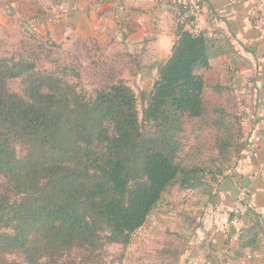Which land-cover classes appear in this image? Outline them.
Listing matches in <instances>:
<instances>
[{
  "label": "trees",
  "instance_id": "obj_1",
  "mask_svg": "<svg viewBox=\"0 0 264 264\" xmlns=\"http://www.w3.org/2000/svg\"><path fill=\"white\" fill-rule=\"evenodd\" d=\"M163 1L172 9L175 39L154 64L150 89L138 94L122 79L88 94L68 79L65 65L39 69L36 55L49 54L40 53L49 39L31 46L35 59L26 51L0 56V264H76L74 250L92 254L105 243L127 245L169 187H206L219 176V184H228L225 171L245 140L228 99L210 108L204 103V71L215 43L192 30L200 9L190 13L178 0ZM47 14L39 9L27 21L40 23ZM226 75L210 88L233 96L239 78L235 69ZM16 78L20 91L9 86ZM188 125L195 140L213 130L209 166L184 164L192 153ZM240 219L239 233L229 224L226 236L208 244L211 264L224 263L223 249L237 258L257 255L263 216L248 205Z\"/></svg>",
  "mask_w": 264,
  "mask_h": 264
},
{
  "label": "rangeland",
  "instance_id": "obj_2",
  "mask_svg": "<svg viewBox=\"0 0 264 264\" xmlns=\"http://www.w3.org/2000/svg\"><path fill=\"white\" fill-rule=\"evenodd\" d=\"M56 3L51 0L53 5L50 4L44 9V12L48 13L46 18L50 19L46 22L48 25H38L32 20L26 27L19 20L13 24H0V56H17L26 51L25 55L35 59L31 46L39 40L45 42L49 39L50 46L47 45L43 51L39 49L40 53L48 51L49 54L38 57L36 55L37 67L53 70L58 65H65L68 79L85 89L88 94L92 93L94 88L106 86L117 79L124 80L136 94L142 89H150L156 76L153 66L160 57L162 59L164 54L159 53H163V49L169 44L168 40L165 38L159 40L157 36V28L166 29L170 25L171 19L168 15L163 20L160 18L162 23L156 13L153 17L149 16L154 31L142 35L143 25H139L138 22H145L143 17L136 19V25L128 24V27H124L125 25L121 24L125 22L126 13L130 16L134 12L132 9H124V3H121L120 8H111V33H106L101 40L93 41L81 33L86 28L83 19L80 20L82 22L80 28L70 20L65 23L63 21L65 13L80 12V9L71 4L62 6V3L60 8ZM89 10L91 9H84L83 12L89 13ZM201 10L202 6L198 15ZM137 13L139 14L138 11L135 14ZM157 20L159 22H156ZM123 27L125 29H122ZM72 69L77 75L71 73ZM204 75L206 87L203 96L206 107L210 108L228 99L229 104L225 105L231 115L238 119L236 125L240 129V140L247 142L246 127L240 116L247 114V110L250 109L249 105L243 102L244 98L249 99L250 93L234 92L232 96L229 91H225L221 95L216 94L210 88V84L227 80V75L218 63L213 70L204 71ZM9 86L14 91H20L21 79L10 80ZM138 108L141 109V102H138ZM190 130L188 125L187 152L192 153L184 157V164L209 166L215 154L213 130L205 128L197 140ZM210 178L211 175L208 173L206 184ZM218 180L219 182H212L211 187L206 185L196 189H184L178 184L169 187L152 209L147 221L131 235L127 245L105 243L92 254L84 250H74L72 257L76 264H211L210 260L204 257L208 251V244L211 240H216L218 231L229 228L230 209L239 197L245 200L246 196V193L240 194L230 204L226 203L228 201L219 203L221 199L218 189L220 180L223 179L219 176ZM209 192L211 197L208 195ZM260 246L255 257H247L244 254L237 258L232 252L227 264L264 263V239Z\"/></svg>",
  "mask_w": 264,
  "mask_h": 264
},
{
  "label": "crops",
  "instance_id": "obj_3",
  "mask_svg": "<svg viewBox=\"0 0 264 264\" xmlns=\"http://www.w3.org/2000/svg\"><path fill=\"white\" fill-rule=\"evenodd\" d=\"M61 3L62 6L71 4L80 9V12L62 15L63 21L65 23L70 20L80 28L82 26L80 20L83 19L86 28L81 33L89 40L98 41L106 33H111V8L118 9L121 3H124V9L134 11L130 16L126 13L125 22L121 24L128 27V24L134 25L136 19L143 17L145 22H138L139 25H143L142 35L154 31L149 16L153 17L156 13L159 21L167 15L170 17L171 22L166 29L159 26L157 28L158 39L165 38L169 41L163 53H159L164 54L162 58L169 54L175 39L172 9L163 0H64L59 5ZM50 4L51 0H0V24H13L19 20L26 27L31 16H35L39 9L44 10ZM59 7L61 8V5ZM88 8L91 9L89 13L83 12ZM136 11L139 14H135ZM46 22V19H41L40 23L35 24L48 25ZM124 27L122 29H125ZM192 30L204 31L215 43L216 49L211 55L209 70H213L217 63L225 74L235 69L239 78L236 92L250 93L248 100L243 99L250 109L247 110V114L241 115V121H244L246 127L247 142L245 141V148L233 166L225 171L229 181L226 186L223 182L220 184L219 203L228 201L226 203L230 204L235 197L246 193L245 202L264 217V0H202V10L193 23ZM227 231L228 229L218 231L216 240L221 235L226 236ZM235 241L236 235L229 239L230 246L236 245ZM220 253H223L225 258L224 263L221 261L220 264H227L231 251L223 249ZM204 257L209 259L208 251Z\"/></svg>",
  "mask_w": 264,
  "mask_h": 264
},
{
  "label": "built area",
  "instance_id": "obj_4",
  "mask_svg": "<svg viewBox=\"0 0 264 264\" xmlns=\"http://www.w3.org/2000/svg\"><path fill=\"white\" fill-rule=\"evenodd\" d=\"M185 8H187L188 12L196 13L200 9V0H178ZM248 207L247 202H245L243 197H239L236 202L233 204L232 208L230 209V216L231 220L229 224L232 225L236 232L239 233L240 227L242 225L240 216L245 212L246 208ZM238 223V224H237Z\"/></svg>",
  "mask_w": 264,
  "mask_h": 264
}]
</instances>
